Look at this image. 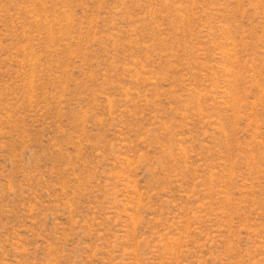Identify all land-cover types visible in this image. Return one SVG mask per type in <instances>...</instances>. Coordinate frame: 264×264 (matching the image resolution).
Wrapping results in <instances>:
<instances>
[{
    "label": "rangeland",
    "instance_id": "rangeland-1",
    "mask_svg": "<svg viewBox=\"0 0 264 264\" xmlns=\"http://www.w3.org/2000/svg\"><path fill=\"white\" fill-rule=\"evenodd\" d=\"M0 264H264V0H0Z\"/></svg>",
    "mask_w": 264,
    "mask_h": 264
}]
</instances>
